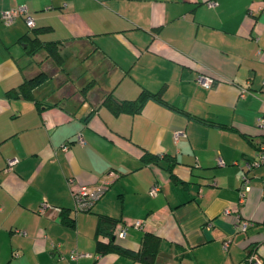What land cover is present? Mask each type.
Returning <instances> with one entry per match:
<instances>
[{"label": "crops", "instance_id": "1", "mask_svg": "<svg viewBox=\"0 0 264 264\" xmlns=\"http://www.w3.org/2000/svg\"><path fill=\"white\" fill-rule=\"evenodd\" d=\"M208 1L0 0V264H147L98 254L99 216L118 221L115 233L143 222L113 242L137 252L157 237L151 264H264V164L239 196L243 159L264 145V0ZM20 5L48 28L41 40L60 42L61 67L45 51L25 55L23 17L4 24ZM40 72L31 98L14 95ZM143 91L166 104L116 114L100 103ZM106 180L88 211L74 210L73 188ZM42 202L64 215L40 213ZM236 217L251 225L237 231Z\"/></svg>", "mask_w": 264, "mask_h": 264}, {"label": "trees", "instance_id": "2", "mask_svg": "<svg viewBox=\"0 0 264 264\" xmlns=\"http://www.w3.org/2000/svg\"><path fill=\"white\" fill-rule=\"evenodd\" d=\"M29 30L31 34L30 35L25 34L24 37L21 38L24 40L25 43L24 44L25 55L28 57H32L40 51H45L47 57L50 58L55 65L61 67L63 59L61 57L59 50L61 45L60 42L43 41L39 37L40 33H42L45 30H48V28L47 27L35 28V26H33V28H30ZM45 79H46V75L43 72L36 74L31 79L23 81L21 85L18 87V92L14 93V95L19 94L23 98H31L33 89H35L37 86L43 83ZM92 85H93L92 82H89L83 88L84 91H87ZM8 93H12V92L9 91ZM148 99L155 100L161 104H166L161 99L159 93H151L148 91L141 92V94L135 100L124 101V102H117L111 96L104 95L101 98L100 103L109 106L114 113L118 114L120 112H127V111L136 112L141 108L142 104ZM155 160L156 157L148 154H144V156H142V162L146 164ZM64 213L65 212L61 210L59 217L61 218V216H63ZM72 222L73 220H70L66 223L68 225H72ZM117 223L118 221L108 216L98 217L97 226H96V238H99L97 240V245H96L97 253L104 254L107 252H117L120 254H127L133 259L143 263H147V264L153 263L158 238L150 234H145L142 240V246L140 250L137 252L129 251L114 244L113 242V236L115 234V228Z\"/></svg>", "mask_w": 264, "mask_h": 264}, {"label": "built area", "instance_id": "3", "mask_svg": "<svg viewBox=\"0 0 264 264\" xmlns=\"http://www.w3.org/2000/svg\"><path fill=\"white\" fill-rule=\"evenodd\" d=\"M209 6H213L215 2L209 0L207 2ZM23 17L25 19L26 25L29 28H33V20L28 15V9L25 5L17 6L16 8L3 12L1 14V18L4 22V24L9 25L16 20L18 17ZM197 82L200 83L205 88H209L213 85L214 79H212L209 76H198ZM261 92L264 94V79L261 83ZM257 125L259 128L264 130V116H261L257 120ZM77 142L83 144V139L80 135L77 137ZM16 163V159H10L6 162V168L5 170H10L12 166ZM221 163V161H219ZM264 164V145H261L258 148V151L253 157L250 158H244L243 164H242V175L240 177V187H239V196L241 200H244L246 197L247 192L250 189V172L263 165ZM109 184V181H102L94 185L92 188H88L87 186H79L72 189V198L74 201V210L75 211H88L93 204L102 196V194L107 189V186ZM159 191V186L157 184H153L149 190V193L151 195H156ZM57 211L56 214L59 215L61 212V209L59 208H53L48 206L45 202H42L40 204L39 212L45 213L46 211ZM229 212L226 211L225 214H228ZM251 225V222L246 219H242L240 217H236V225L235 228L237 231H245L247 227ZM143 222L137 220L134 222H128L125 224H122L120 228L116 231L114 234L115 238L121 239L124 238L127 234V230L129 228H135L139 229L142 228ZM228 245V242H224L223 247L226 248ZM86 254L80 253L77 251H72L70 254L69 259L73 262H77L79 258L85 257ZM249 262L252 264H261L259 260H256L254 255L249 257Z\"/></svg>", "mask_w": 264, "mask_h": 264}, {"label": "rangeland", "instance_id": "4", "mask_svg": "<svg viewBox=\"0 0 264 264\" xmlns=\"http://www.w3.org/2000/svg\"><path fill=\"white\" fill-rule=\"evenodd\" d=\"M60 51H61V47H60V49H59ZM53 62V61H52ZM54 63V62H53ZM86 93L85 92H83V96L85 95Z\"/></svg>", "mask_w": 264, "mask_h": 264}]
</instances>
